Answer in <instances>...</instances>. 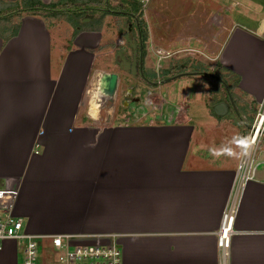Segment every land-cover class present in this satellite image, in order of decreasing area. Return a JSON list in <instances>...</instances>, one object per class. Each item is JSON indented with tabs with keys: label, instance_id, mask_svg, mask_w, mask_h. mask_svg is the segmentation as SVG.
Masks as SVG:
<instances>
[{
	"label": "crops",
	"instance_id": "0c3cea01",
	"mask_svg": "<svg viewBox=\"0 0 264 264\" xmlns=\"http://www.w3.org/2000/svg\"><path fill=\"white\" fill-rule=\"evenodd\" d=\"M231 3L233 10H252L240 0ZM22 15L16 36L10 21L0 22V189L18 192L14 212L26 232L64 236L72 244L116 242L124 264H264V172L242 194L230 249L224 255L219 248L239 140L249 128L229 117L233 107L225 111L219 101L220 119L200 129L182 104H175L185 109L172 122L153 113L102 123L90 116L91 100L80 117L103 29L73 37L65 18L72 29L65 42L57 32L61 16ZM234 22L221 64L241 78L236 95L243 107L264 97V27L259 33L251 21ZM46 252L50 264V240ZM20 261L17 244L6 242L0 264Z\"/></svg>",
	"mask_w": 264,
	"mask_h": 264
},
{
	"label": "rangeland",
	"instance_id": "374dc122",
	"mask_svg": "<svg viewBox=\"0 0 264 264\" xmlns=\"http://www.w3.org/2000/svg\"><path fill=\"white\" fill-rule=\"evenodd\" d=\"M240 1L251 5L252 10H246L243 6L233 10L232 0H152L147 14L142 12L137 0H104L98 3V10H83L82 16L86 19L82 27L99 26L94 18H102L107 10L116 14L106 15L100 23L105 33L103 48L98 52L80 117L89 112V101L95 86L100 87L101 74L116 73L119 75V85L115 95H106L100 89L102 97L104 96L99 116L102 123H116L118 119L125 120L128 117L134 119L139 118L140 115L144 118L154 117V111H151V108L153 105L156 108L161 105L158 99L160 95L161 101L163 98V103L171 105V108L180 104L188 106L190 109L188 115L192 117L193 125L197 129L201 126L213 128L216 120L220 119L215 113V110L219 113L217 103L224 100L225 111L231 110L227 84L213 74L215 71L227 78L229 84L234 86L232 91L236 100L244 103V100L236 95L237 76L230 74L229 70L225 71L221 64V52L234 21L245 24L251 21L253 24L248 25H254L259 33L264 27V0ZM83 5L86 6L87 2H80L78 6ZM5 7L6 5H0L1 10ZM131 14L137 15L147 33L144 46L146 56L143 62L146 76L152 77L154 73H157L158 77H161V72L169 67L172 68L174 64L186 66L188 69L202 65L209 72L184 75L168 83L159 79L157 85L147 84L139 68L141 67V43L139 52V31L136 20ZM66 15L57 17L60 22L57 32L60 39L68 42L72 29L64 22ZM70 15L73 18L76 17L74 13ZM88 17H92L93 20H87ZM12 20L18 23L19 16H13ZM51 20L54 21V18H50L49 21ZM158 51L165 53L162 62H159ZM137 99L141 102L135 103ZM251 105L254 107L253 104ZM235 111H232L229 117L241 121L240 114ZM145 113L148 116H145ZM155 117L159 118L160 113L155 112ZM204 128H201L203 133ZM214 131V134L219 133L215 129ZM262 172H264V165L259 168L258 175ZM51 258V252L44 253L41 258L42 264H47L46 262Z\"/></svg>",
	"mask_w": 264,
	"mask_h": 264
},
{
	"label": "built area",
	"instance_id": "2783aa9c",
	"mask_svg": "<svg viewBox=\"0 0 264 264\" xmlns=\"http://www.w3.org/2000/svg\"><path fill=\"white\" fill-rule=\"evenodd\" d=\"M142 12L147 14L152 0H137ZM264 40V32L261 35ZM160 61L163 54L158 51ZM160 96V95H159ZM151 111L160 113V118L169 122L176 121L184 111L183 107L163 103ZM162 97V96H161ZM147 114L145 113V116ZM148 116V115H147ZM264 97L257 103V111L251 126L240 137V160L237 167L235 185L230 202L223 213L219 230V248L226 255L235 233V222L239 211L240 200L248 183L258 177L259 168L264 165ZM18 192L14 189H0V251L8 241L17 244L21 255L20 264H42V250L45 241L50 240L55 259L50 264H124L123 249L116 243L72 244L64 236H33L25 230V220L15 214L14 209Z\"/></svg>",
	"mask_w": 264,
	"mask_h": 264
},
{
	"label": "trees",
	"instance_id": "16d2710c",
	"mask_svg": "<svg viewBox=\"0 0 264 264\" xmlns=\"http://www.w3.org/2000/svg\"><path fill=\"white\" fill-rule=\"evenodd\" d=\"M104 0H57V1H53L50 4H45L43 3L41 0H23L21 3H16V4H12L11 6H9V8H5L8 11H3L0 10V15L1 14H5L4 19H0V21L2 20H7L10 21L11 25H10V30L13 32V36H16L19 33L20 30V23H16L13 22L12 17L15 16L16 14L19 15V18L22 17V14H28V15H33V16H39L44 18L46 21H49L50 18H57L60 17L62 15H66V19L68 20L69 23L72 24V26L74 27V35L73 37H76L80 32L83 31H87V30H102V26L100 23H102L103 18L106 15H110V14H116L115 12L111 11V10H107L104 15L102 16V18H94V20L96 19V22H98L99 26H94V27H82L83 21H82V17L84 18V16H82L83 14V10L85 9H89V10H98L99 8L98 3H102ZM82 2H87L86 6H78L79 3ZM8 12V13H7ZM7 13V14H6ZM12 13V14H11ZM75 14V18L72 17V15L70 14ZM90 18V17H89ZM87 20H93V18L91 17L90 19ZM86 18H84L85 21ZM6 21V22H7ZM139 52H140V43L142 41L143 43V47L145 46V41L147 39V33L145 32L144 26L142 25V23L140 22V26H139ZM140 36H141V40H140ZM140 55V54H139ZM146 56V48L144 47L143 49V61L144 58ZM192 70V71H189ZM172 72V73H171ZM184 72H209L207 68H203L202 65L200 66H195L194 69H188L186 68V66H180L178 64H174V66L169 67L168 69H164L161 72V77H158L157 73H154V75L152 77L150 76H146L145 75V71H143V74L145 77H150L152 81H154L156 84L158 82L159 79L165 80L169 77L175 76L177 74L180 73H184ZM230 74H234L233 72L229 71ZM171 73V74H170ZM214 75L218 76L221 78L222 82H225L227 84L228 89L230 90V93L233 97V100L235 101V104L237 106V110L238 113L241 116V120L243 122H245V124H247L248 127L251 126L256 111H257V102H252L251 104L254 105V107H252L251 104H245L243 107L240 106L238 104V101L236 100L235 94L233 93V87L232 85L229 84L228 80L226 77L221 76L217 71H215L213 73ZM168 75V76H167ZM237 76V75H235ZM237 81L235 82V86L237 85V87L240 84V80L241 78L239 76H237ZM154 84V85H156ZM229 105L232 107L230 100L228 101ZM242 109L244 111H242ZM245 112L248 116H249V120H245L242 117V113Z\"/></svg>",
	"mask_w": 264,
	"mask_h": 264
},
{
	"label": "water",
	"instance_id": "95a60500",
	"mask_svg": "<svg viewBox=\"0 0 264 264\" xmlns=\"http://www.w3.org/2000/svg\"><path fill=\"white\" fill-rule=\"evenodd\" d=\"M143 43L141 41V68H142V64H143ZM196 74H199V73H196V72H186V73H182V74H179L177 76H174V77H171V78H168V80H166V83L176 79V78H179V77H182L184 75H196ZM207 75H211V74H208L206 73ZM221 80V79H220ZM102 83H103V90H104V93L106 95H110V96H114L116 91H117V88H118V84H119V76L115 73H112V74H105L103 77H102ZM227 87V86H226ZM228 89V87H227ZM229 91V95H230V102H231V105L232 107L234 108V110L238 111L237 110V106L235 104V101L233 100V97L230 93V90L228 89Z\"/></svg>",
	"mask_w": 264,
	"mask_h": 264
},
{
	"label": "bare ground",
	"instance_id": "6f19581e",
	"mask_svg": "<svg viewBox=\"0 0 264 264\" xmlns=\"http://www.w3.org/2000/svg\"><path fill=\"white\" fill-rule=\"evenodd\" d=\"M161 54H165L164 52H161ZM104 93V90H103V83H102V78L100 80V87L99 85H96L95 86V89L91 95V102H90V116L93 117V118H99L100 116V111H101V108H102V104H103V97H102V92Z\"/></svg>",
	"mask_w": 264,
	"mask_h": 264
},
{
	"label": "flooded vegetation",
	"instance_id": "af4514ba",
	"mask_svg": "<svg viewBox=\"0 0 264 264\" xmlns=\"http://www.w3.org/2000/svg\"><path fill=\"white\" fill-rule=\"evenodd\" d=\"M129 14V13H128ZM132 16H134V18H135V20H136V24H137V27H138V31H139V26H140V20H139V18L137 17V15H133V14H131ZM140 35V34H139ZM140 40H141V36H140ZM140 68V72H141V74L143 73V71H144V69H143V64H142V68L141 67H139ZM184 73H186V72H184ZM192 73V72H191ZM180 74H182V73H180ZM178 75V74H177ZM186 76H188V75H186ZM144 78H143V80L147 83V84H149V85H154V84H156L154 81H152L151 80V78L150 77H145V76H143ZM172 77H174V76H172ZM169 78H171V77H169ZM164 82L166 81V79L165 80H163ZM159 83H161V82H159ZM224 83V82H223ZM157 84H158V82H157ZM156 84V85H157ZM141 101L139 100V99H137L136 101H135V103H140Z\"/></svg>",
	"mask_w": 264,
	"mask_h": 264
}]
</instances>
